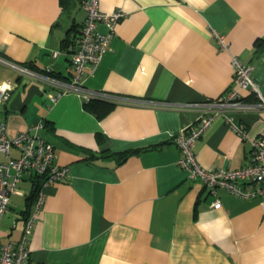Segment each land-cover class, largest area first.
Here are the masks:
<instances>
[{
    "label": "crops",
    "instance_id": "obj_1",
    "mask_svg": "<svg viewBox=\"0 0 264 264\" xmlns=\"http://www.w3.org/2000/svg\"><path fill=\"white\" fill-rule=\"evenodd\" d=\"M98 4L123 16L100 62L85 67V91L62 93L59 83L72 74L63 40L80 34L81 3L70 0L62 8L59 0H0V59L37 70L19 75L0 60V87L10 86L0 101V123L8 136L40 124L55 162L67 168L63 180L43 188L38 210L36 196L29 198L31 181L17 183L0 219V243L19 240L30 218L33 264H264L263 200L221 187L211 194L178 164L180 150L171 141L198 127L201 104L233 86L235 57L252 67L264 96V0ZM97 30L107 28L98 23ZM92 97L112 109L97 116L84 106ZM260 135L264 110L220 112L196 139L195 161L204 169L239 168ZM127 150L133 153L122 161L99 155Z\"/></svg>",
    "mask_w": 264,
    "mask_h": 264
},
{
    "label": "built area",
    "instance_id": "obj_2",
    "mask_svg": "<svg viewBox=\"0 0 264 264\" xmlns=\"http://www.w3.org/2000/svg\"><path fill=\"white\" fill-rule=\"evenodd\" d=\"M81 8L85 12V18L70 54L72 69L70 80L66 83H59L62 93L85 91L81 84L85 67L89 65L94 69L100 62L107 50L115 26L123 16L121 10L101 11L98 0H82ZM98 23L105 25L107 28L105 33L97 30ZM213 34L217 42L224 47L223 38L216 33ZM52 54L55 56L57 51H53ZM0 60L19 75H36L34 70L22 64ZM231 63L233 86H230L218 100L201 104L202 114L198 127L189 131L187 128L180 130L171 136V141L180 150L178 164L190 173V177L199 178L211 194L215 195L216 188L221 187L240 197H260L264 203V135L252 139L249 160L235 169H204L195 161L192 149L196 139L211 122L213 115L226 110H264V96L259 93L257 84L250 75L252 67L242 63L236 57ZM239 90L254 93L258 102L240 100ZM9 91L10 86L0 87V101L8 99ZM89 93L87 92L85 96L94 95ZM40 127V124H35L28 130L8 136L5 133L4 124L0 123V156L4 158L0 159V219L7 210L10 196L18 192L17 183L23 177L29 180L32 177L39 179V188L34 202L35 209L38 210L43 204V188L63 180L67 173L66 167L55 162L54 147L39 134ZM235 130L238 134L245 135L241 127H235ZM212 205L218 208L221 204L218 199H215ZM31 226L32 219H26L19 240L13 241L9 238L6 242L0 243V264H33L30 262L27 246V236Z\"/></svg>",
    "mask_w": 264,
    "mask_h": 264
},
{
    "label": "trees",
    "instance_id": "obj_3",
    "mask_svg": "<svg viewBox=\"0 0 264 264\" xmlns=\"http://www.w3.org/2000/svg\"><path fill=\"white\" fill-rule=\"evenodd\" d=\"M81 1L82 0H79V3H81ZM59 2L61 4L62 8H66L70 4V0H59ZM80 25H82V24H80ZM74 29H77V25L76 24L71 27V30H74ZM80 29H81V26H80ZM74 37L72 39H71V37L70 38L66 37L65 40H63V43H64L65 47L67 48V51H70V52L72 51L73 45L75 43ZM257 45H260V43H257ZM69 47H70V49H69ZM259 51L256 50V52H259ZM22 65H24L25 67L30 68V69H32L34 71H37L32 66V64H30V63H23ZM47 75L56 77L51 72L50 73L47 72ZM240 100L245 101V102H252V103L258 102V100L255 97L254 93L253 94L251 93V94L247 95L244 98H240ZM84 106H85V108L87 110L92 111L97 116L98 115L99 116H103V115L107 114L110 111V109H112V104L107 103V102H105V101H103L101 99H98V98H90L88 101L84 102ZM131 153H133V152L132 151H128V150L124 151V152L112 153V154H111V152H108V151H102L101 154H99V155L100 156H104V157H109V156L110 157H115V159L117 161H122L126 157H128ZM30 180H31V191H30L29 198H32L33 196H36L37 190L39 188V179L32 177Z\"/></svg>",
    "mask_w": 264,
    "mask_h": 264
},
{
    "label": "rangeland",
    "instance_id": "obj_4",
    "mask_svg": "<svg viewBox=\"0 0 264 264\" xmlns=\"http://www.w3.org/2000/svg\"><path fill=\"white\" fill-rule=\"evenodd\" d=\"M80 12H81V11L78 12V15H80ZM81 13H82V12H81Z\"/></svg>",
    "mask_w": 264,
    "mask_h": 264
}]
</instances>
